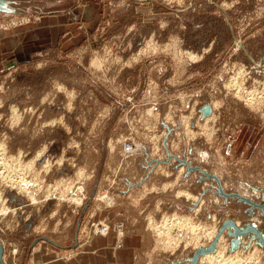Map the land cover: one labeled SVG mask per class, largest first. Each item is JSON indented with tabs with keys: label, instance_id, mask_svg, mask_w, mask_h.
<instances>
[{
	"label": "rangeland",
	"instance_id": "rangeland-1",
	"mask_svg": "<svg viewBox=\"0 0 264 264\" xmlns=\"http://www.w3.org/2000/svg\"><path fill=\"white\" fill-rule=\"evenodd\" d=\"M64 14L53 43L22 38ZM244 123L264 124V0H1L0 264H91L106 223L118 262L119 220L127 243L140 236L131 264H188L227 220L264 234V208L218 195L163 145L168 127L169 153L260 202L264 138L251 158L228 151ZM229 231L214 248L224 262L197 264H264L256 233L232 247Z\"/></svg>",
	"mask_w": 264,
	"mask_h": 264
},
{
	"label": "crops",
	"instance_id": "crops-1",
	"mask_svg": "<svg viewBox=\"0 0 264 264\" xmlns=\"http://www.w3.org/2000/svg\"><path fill=\"white\" fill-rule=\"evenodd\" d=\"M92 10H94L92 5L85 7V15H90V13H93ZM93 16L90 15V17H93ZM65 17H67V14H64L63 16L59 15L57 17L55 16L45 17L44 16L42 17V19H40V21L37 23L36 26L35 25L30 26L28 29H26V33H24V36L22 38L26 40L25 42H31V41H35L34 36H37V34H41L40 37H42L41 39H44V42L46 44L47 42L53 43V41L58 38L57 36L62 30V28H64L63 18L65 19ZM36 42L37 40L35 41V43ZM5 43L10 48L14 47L15 50H20L19 37L17 35L10 36L6 40ZM24 55L27 56L28 53ZM262 138H264V124L260 125V124L253 123L252 125H250V124L244 123L241 125V127L238 130H236L233 133L232 140L230 141V144H228V151L234 157H239L244 160L247 159L248 157L251 158V156L254 155L253 153H255L260 148L261 142L263 141ZM117 222L119 226L118 231H117L119 233V240H117V245H119V247H122L119 253V258L117 259L118 262L111 263L112 261L110 260L107 254L108 248L106 250L105 248H103V247H106L107 245L109 246L110 242L111 243L116 242L117 237L113 232L110 235L108 234L109 231L106 232L105 235H102L101 233L98 232V235H97L98 237L94 238L93 242H91L92 243L91 246L93 245L97 246L95 248L94 255L97 256V254L98 255H101L104 253L107 254L106 255L107 259L104 260L100 264H131L132 260L135 259L138 249L140 248L139 247L141 245L140 236H137L138 239L136 241L132 243H127L126 236L124 234L123 222L120 220ZM101 245H103V247ZM43 248H46V247L42 246V248L36 249L35 252L37 253L43 250ZM90 255H91L90 260L92 261L93 264H96L94 263L95 256L93 255V253H90ZM125 255L128 257V259H125ZM54 263L55 264H68L69 262L65 263V262H61V260H55ZM70 263L75 264V260L74 259L70 260Z\"/></svg>",
	"mask_w": 264,
	"mask_h": 264
},
{
	"label": "water",
	"instance_id": "water-1",
	"mask_svg": "<svg viewBox=\"0 0 264 264\" xmlns=\"http://www.w3.org/2000/svg\"><path fill=\"white\" fill-rule=\"evenodd\" d=\"M1 1V0H0ZM200 112H201V118H205L210 116V114L212 113V107L209 103H205L204 105L201 106L200 108ZM171 129L167 127V134L164 137L163 140V145L165 147L166 153L168 155V159L167 161L172 157L176 160H178L180 163L185 164L187 167L188 171H198L200 172L201 178H205V179H212L215 181L216 183V191H214L215 193H217L218 195H222L225 198H237L240 201H243L247 204L250 205V213H252V208L253 207H258L260 209L264 208V188H263V197L261 199L260 202H255L252 199H250L249 197L245 196V195H241L239 193H235V192H230V193H226L223 191L220 179L218 178V176L214 173H210L208 171H205L204 169H202L200 166L198 165H191L190 162L186 159L183 158H179L174 154L169 153L168 151V147L166 145V139L168 137V134L170 133ZM158 161V160H156ZM166 161V160H165ZM164 162V161H163ZM212 186H214L213 184H211ZM211 190V189H209ZM228 227V228H232L233 231H229V234L233 235L235 238L232 240V247H236L237 243L240 240V237H238L239 235H243L245 233H248L249 231H253L254 233H256V235H258V237H260L262 239V242L264 243V234H261L260 231H258L255 227L251 226V225H247L245 228H239L236 224V222H234L233 220H227L223 223L222 227L220 228V230L216 233L214 239L212 240L211 244L208 247H200L198 248L193 256L190 258V263L188 264H197L200 256H203L205 254L211 253L212 251H214L215 245L218 241V239L221 236V233L223 232V230ZM77 243V242H76ZM75 243V246L77 245Z\"/></svg>",
	"mask_w": 264,
	"mask_h": 264
},
{
	"label": "bare ground",
	"instance_id": "bare-ground-1",
	"mask_svg": "<svg viewBox=\"0 0 264 264\" xmlns=\"http://www.w3.org/2000/svg\"><path fill=\"white\" fill-rule=\"evenodd\" d=\"M253 98V97H252ZM2 164V163H1ZM4 169V168H3ZM0 170H1V168H0ZM78 190L82 193V188L81 187H79L78 188ZM71 201L73 202V203H75V204H77V205H81V203H82V201H83V197H82V195L81 194H75L74 193V196H72V198H71ZM109 226H108V224L106 223V225H101V228H100V230L98 231L99 233H101L102 235H105V233L106 232H108L109 231ZM97 232V231H96ZM215 233L216 232H213V233H211V235L209 236V240H212L213 239V237H214V235H215ZM220 241V240H219ZM17 249L19 250V248L17 247ZM215 253V251L214 252H212V253H208V254H205V255H203V256H201L200 257V261H201V259L203 260V261H209V263L211 262V263H213V262H221L222 263V261L224 262V259H223V253H219V251L217 252V254H214ZM214 254V255H213Z\"/></svg>",
	"mask_w": 264,
	"mask_h": 264
},
{
	"label": "built area",
	"instance_id": "built-area-1",
	"mask_svg": "<svg viewBox=\"0 0 264 264\" xmlns=\"http://www.w3.org/2000/svg\"><path fill=\"white\" fill-rule=\"evenodd\" d=\"M132 146V145H131ZM131 146H129V147H127V148H124L123 149V151H127V152H132V148H133V146L131 147ZM97 197H98V199L101 201V202H105V201H107V199H109L111 196H110V194H109V189H107V187H106V193H99L98 192V189H97ZM112 199V198H111ZM122 221V220H121Z\"/></svg>",
	"mask_w": 264,
	"mask_h": 264
}]
</instances>
